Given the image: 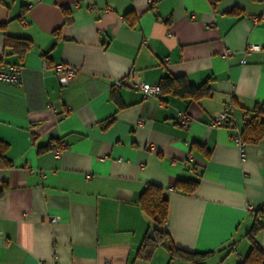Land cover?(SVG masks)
Here are the masks:
<instances>
[{"label":"crops","instance_id":"crops-1","mask_svg":"<svg viewBox=\"0 0 264 264\" xmlns=\"http://www.w3.org/2000/svg\"><path fill=\"white\" fill-rule=\"evenodd\" d=\"M263 7L0 0V65L20 67L19 84L0 81V264H169L162 247L138 254L151 231L140 206L149 186L167 199L160 228L175 248L212 253L202 264L241 263L255 221L246 207L264 206V140L236 143L246 113L264 107V50L245 53L264 46V21H255ZM5 36L30 49L11 54ZM55 64L77 70L65 87ZM125 77H181L201 94L113 90ZM228 104L232 119L213 126ZM183 182L196 184L190 195L175 190ZM262 222L254 241L264 253Z\"/></svg>","mask_w":264,"mask_h":264},{"label":"trees","instance_id":"trees-1","mask_svg":"<svg viewBox=\"0 0 264 264\" xmlns=\"http://www.w3.org/2000/svg\"><path fill=\"white\" fill-rule=\"evenodd\" d=\"M67 10H63L67 15ZM0 29L3 26L0 25ZM4 49L10 50L11 54L19 55L21 58L29 49L30 42L26 39H17L11 37H4ZM159 96L164 92L171 93L178 97H192L201 94L200 88H194L188 85L181 77H164L159 83ZM247 120L244 122L240 138L243 143L256 144L264 140V107L255 106L251 111L246 113ZM4 149L3 145L0 148ZM7 164L4 160L2 151H0V168ZM193 182H183L176 185L175 190L184 195H190L195 187ZM141 209L144 211L149 221L151 222V231L145 235L139 247L138 254L143 258H149L153 252L162 247L166 249L169 255V264L173 260L186 261L191 264H202L212 253H187L174 247L169 237L161 230V226L166 220L167 216V199L164 196L162 189L149 186L141 195L140 199ZM263 207L255 208L251 213L255 216L257 221L246 234V238L250 243V250L247 256L239 264H264V253L257 247L254 241V233L260 228L264 220Z\"/></svg>","mask_w":264,"mask_h":264},{"label":"built area","instance_id":"built-area-1","mask_svg":"<svg viewBox=\"0 0 264 264\" xmlns=\"http://www.w3.org/2000/svg\"><path fill=\"white\" fill-rule=\"evenodd\" d=\"M255 21H264V7H263V13L258 17L255 18ZM261 50H264V46L258 47V46H249L245 50V53L247 52H259ZM223 56H226V53L223 54ZM242 63L244 61L242 60ZM52 70L54 72V75L58 81V84L60 87L67 86L76 76L77 70L65 65V64H55L52 66ZM0 81L4 83L14 84L17 85L20 83V67L19 66H4L0 65ZM127 85L133 89H136L143 98H156L159 95L160 88L158 84L154 85H147L144 83H138L131 81L128 77H125L120 82L114 83L112 86L113 90H116L121 85ZM53 112H56V110L52 107H49ZM233 117V106L231 104H228L224 110L215 117L213 120V126L215 127H221L225 121H228L232 119ZM248 118L247 116L244 117V120L246 121ZM178 125L181 128H187L188 126V119L184 115H181L178 120ZM236 143L239 147H242V142L240 139L236 140ZM149 148L151 149L152 146L149 145ZM60 150L55 149L54 154L58 155ZM248 211H254L255 207L252 205H248L246 207ZM264 211V207H263ZM54 221V219H52Z\"/></svg>","mask_w":264,"mask_h":264},{"label":"rangeland","instance_id":"rangeland-1","mask_svg":"<svg viewBox=\"0 0 264 264\" xmlns=\"http://www.w3.org/2000/svg\"><path fill=\"white\" fill-rule=\"evenodd\" d=\"M213 263V262H212Z\"/></svg>","mask_w":264,"mask_h":264}]
</instances>
